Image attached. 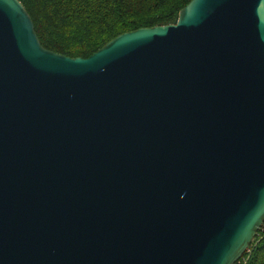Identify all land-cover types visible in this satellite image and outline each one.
<instances>
[{"label":"water","instance_id":"water-1","mask_svg":"<svg viewBox=\"0 0 264 264\" xmlns=\"http://www.w3.org/2000/svg\"><path fill=\"white\" fill-rule=\"evenodd\" d=\"M263 225L264 0L89 57L0 0V264H235Z\"/></svg>","mask_w":264,"mask_h":264},{"label":"trees","instance_id":"trees-1","mask_svg":"<svg viewBox=\"0 0 264 264\" xmlns=\"http://www.w3.org/2000/svg\"><path fill=\"white\" fill-rule=\"evenodd\" d=\"M42 45L71 57H89L121 33L176 23L191 0H21ZM242 264H264V225Z\"/></svg>","mask_w":264,"mask_h":264},{"label":"built area","instance_id":"built-area-1","mask_svg":"<svg viewBox=\"0 0 264 264\" xmlns=\"http://www.w3.org/2000/svg\"><path fill=\"white\" fill-rule=\"evenodd\" d=\"M251 248H249L247 251L250 252ZM247 259L246 257H244V254L243 256L235 263V264H242L243 262H245Z\"/></svg>","mask_w":264,"mask_h":264}]
</instances>
